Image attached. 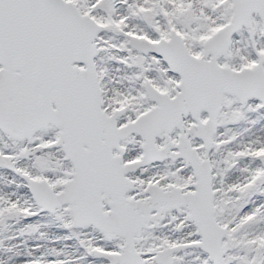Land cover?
<instances>
[{"label": "snow or ice", "instance_id": "obj_1", "mask_svg": "<svg viewBox=\"0 0 264 264\" xmlns=\"http://www.w3.org/2000/svg\"><path fill=\"white\" fill-rule=\"evenodd\" d=\"M0 264H264V0H0Z\"/></svg>", "mask_w": 264, "mask_h": 264}]
</instances>
